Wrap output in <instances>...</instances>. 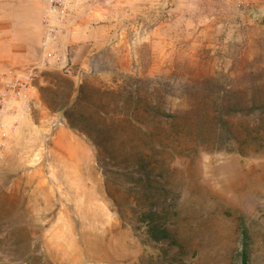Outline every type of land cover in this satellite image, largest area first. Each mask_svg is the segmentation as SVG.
<instances>
[{
	"label": "rangeland",
	"instance_id": "obj_1",
	"mask_svg": "<svg viewBox=\"0 0 264 264\" xmlns=\"http://www.w3.org/2000/svg\"><path fill=\"white\" fill-rule=\"evenodd\" d=\"M200 2L194 57L92 75L65 59L78 77L53 62L37 69L39 106L0 162V264H237L240 217L252 233V264H264V0ZM30 10L0 0V72L22 68L8 36L30 25L35 39ZM34 53L25 67L39 64ZM60 75L90 91L144 80L150 113L132 122L163 165L156 181L176 244L149 239L118 214L91 140L51 108L62 103L53 94Z\"/></svg>",
	"mask_w": 264,
	"mask_h": 264
},
{
	"label": "trees",
	"instance_id": "obj_2",
	"mask_svg": "<svg viewBox=\"0 0 264 264\" xmlns=\"http://www.w3.org/2000/svg\"><path fill=\"white\" fill-rule=\"evenodd\" d=\"M59 77L53 94L55 101L62 103L51 108L61 112L73 129L91 140L106 191L118 214L149 239L176 244L169 227L173 213L161 200L164 187L156 181L163 165L154 156L155 145L143 147L139 143L138 127L132 122L133 118L150 113V101L140 86L144 80L130 78L127 86L90 91L85 83L77 87L69 77ZM133 85H137L136 89ZM239 230L237 264H252V233L244 217H240ZM169 264L192 263L180 259Z\"/></svg>",
	"mask_w": 264,
	"mask_h": 264
},
{
	"label": "crops",
	"instance_id": "obj_3",
	"mask_svg": "<svg viewBox=\"0 0 264 264\" xmlns=\"http://www.w3.org/2000/svg\"><path fill=\"white\" fill-rule=\"evenodd\" d=\"M19 2L22 8L33 9L36 37L34 40L30 37V25L26 29L11 26L8 50L10 59H19L17 63L22 65L15 69L27 74L31 67H25L30 62L26 59H35L34 52L38 49L35 57H42V0ZM200 4V0H96L90 10L83 11L68 26L62 42L70 48V63L80 65L89 75L118 70L135 72L145 64L155 68L168 62L166 59L195 56L194 51L201 43L198 31L203 30L195 18ZM207 6L210 7L209 2ZM101 63L113 68L106 71Z\"/></svg>",
	"mask_w": 264,
	"mask_h": 264
},
{
	"label": "built area",
	"instance_id": "obj_4",
	"mask_svg": "<svg viewBox=\"0 0 264 264\" xmlns=\"http://www.w3.org/2000/svg\"><path fill=\"white\" fill-rule=\"evenodd\" d=\"M95 1L42 0V57L39 64L32 66L27 74L15 69L0 72V162L6 157L10 135L17 130L20 122L39 106L38 100L31 93L37 69L53 62L62 64L65 73L73 74L71 66L64 61L70 57V48L64 45L62 37L68 26L83 11L90 10ZM80 73L78 70L73 75L78 77ZM54 129V125L50 126L51 131Z\"/></svg>",
	"mask_w": 264,
	"mask_h": 264
}]
</instances>
